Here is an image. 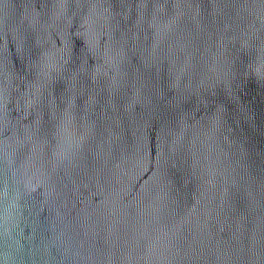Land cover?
I'll use <instances>...</instances> for the list:
<instances>
[{
	"label": "water",
	"instance_id": "water-1",
	"mask_svg": "<svg viewBox=\"0 0 264 264\" xmlns=\"http://www.w3.org/2000/svg\"><path fill=\"white\" fill-rule=\"evenodd\" d=\"M264 0H0V264H264Z\"/></svg>",
	"mask_w": 264,
	"mask_h": 264
},
{
	"label": "snow or ice",
	"instance_id": "snow-or-ice-1",
	"mask_svg": "<svg viewBox=\"0 0 264 264\" xmlns=\"http://www.w3.org/2000/svg\"><path fill=\"white\" fill-rule=\"evenodd\" d=\"M261 74L264 75V70L261 71Z\"/></svg>",
	"mask_w": 264,
	"mask_h": 264
}]
</instances>
